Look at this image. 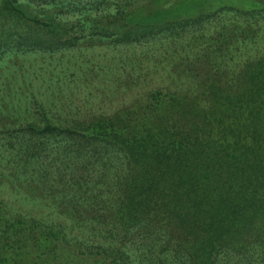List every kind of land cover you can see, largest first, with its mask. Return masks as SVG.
Here are the masks:
<instances>
[{
  "label": "trees",
  "instance_id": "1",
  "mask_svg": "<svg viewBox=\"0 0 264 264\" xmlns=\"http://www.w3.org/2000/svg\"><path fill=\"white\" fill-rule=\"evenodd\" d=\"M106 2L0 0V185L70 217L0 199V264H264V55L235 59L264 0ZM223 10L238 21L207 34ZM101 44L108 65L81 57ZM117 70L144 87L112 113L57 103L77 74Z\"/></svg>",
  "mask_w": 264,
  "mask_h": 264
},
{
  "label": "rangeland",
  "instance_id": "2",
  "mask_svg": "<svg viewBox=\"0 0 264 264\" xmlns=\"http://www.w3.org/2000/svg\"><path fill=\"white\" fill-rule=\"evenodd\" d=\"M123 1L124 0H107V2L104 4L103 7L108 10L120 8V5L123 3ZM213 2H216V0H213ZM228 2L229 0H222L223 7H227L226 5ZM210 7L212 6H209L207 8ZM209 14L210 16H208ZM205 15L207 18L205 17V20L200 24L203 25L202 28L207 34L222 28L226 30L227 26L229 27L232 23H236L238 21V17L236 13L231 12L229 10H223L219 12L215 11L214 13L209 12V13H205ZM239 24L244 26L245 22L240 20ZM250 27L252 28V30L250 31V33H247L248 38L246 39V45L244 44L245 46H240L239 50L236 52L235 55L236 62L241 61L243 63V60L246 59H251L255 61L257 57H261L262 55H264V18L259 19L256 22V24H250ZM101 45L102 46L100 47L91 46L89 48H86L84 51H82L81 57L83 59H88L89 61H91V65L93 64V62H97L99 65H106V64L108 65L110 63L108 61V58L111 55H113V53L117 50L110 49L104 44ZM139 49L140 51L144 49V51L146 52V49L144 47H140ZM119 53H117V55ZM233 53L235 54V51ZM37 61L38 60L35 59L36 63H38ZM42 68L44 69V73L48 70V68L47 69H45L44 67ZM36 69L38 70L39 66ZM73 69H75V67L73 65H70L69 68H66V73L72 71ZM120 71L121 70L119 71L117 70V73L113 75H111L110 73L107 75L101 74V76L98 78H95L93 77V75H91L85 79L78 76L77 74V77H75L76 78L75 83H72L70 85H68V83L67 85H62V87L60 88L62 99L57 101V103L63 107L73 109L74 113L71 118L75 117L76 109H80L84 117H86V115L90 113L91 115L100 112L112 113L113 110L116 109V107H118L120 104L132 102L133 95L139 94L140 91H142V88L144 87V84L142 83L139 85L131 86L129 92L126 93L127 85L124 84L125 82L124 79L126 77L124 73L125 70L124 71L122 70L123 72ZM181 71L186 72V69H179V72ZM195 71L196 70H193V72ZM233 74L238 78L240 75H246L247 73L245 68H239V69L234 68ZM111 77L116 78L115 83L118 82L117 84H115L114 91L111 89V85L113 83ZM146 79H147V83L150 85H155L157 82L156 75L148 76ZM183 79L177 81L174 84V86L182 90L189 89L191 87L189 86L190 84ZM33 85L31 87L30 95H32V93L34 92H38L37 97L39 98L42 94L40 92L44 91L46 84L34 83ZM81 141L83 142L84 145L86 144V142L83 139H81ZM84 147L88 151L90 150L87 144ZM10 167L11 164H7L4 170L5 175L8 174V169ZM1 180L3 181L4 179L2 178ZM3 182L6 183L7 181H3ZM5 183L0 185V199L3 200L2 205L6 208L8 207L7 209L9 210L19 209L18 211H22L24 214H26V218L27 216H34L35 219L37 220H43L45 219V217L50 218L49 214L60 213L59 217L64 221V223L66 222L70 223V217L67 214H65L66 212L64 210L62 212L58 211L57 209L52 207L50 204L51 203L50 197L46 196L43 192L40 191L39 194L38 195L36 194L35 196L30 195L28 197L26 195V198H24L22 193H16L17 195L10 193L9 192L10 189ZM22 197L24 199H22ZM10 206H12L13 208H11ZM1 227L2 226H0V230H3L1 229ZM17 240H18L17 243H19L20 238H17ZM27 242H29V244L31 243L29 238ZM12 252L13 250L8 251L6 256L3 257L10 258Z\"/></svg>",
  "mask_w": 264,
  "mask_h": 264
}]
</instances>
